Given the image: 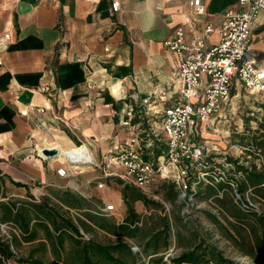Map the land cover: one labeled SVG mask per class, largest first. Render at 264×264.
<instances>
[{
  "label": "crops",
  "instance_id": "0c3cea01",
  "mask_svg": "<svg viewBox=\"0 0 264 264\" xmlns=\"http://www.w3.org/2000/svg\"><path fill=\"white\" fill-rule=\"evenodd\" d=\"M112 1L0 0V41L9 35L0 45V214L2 201L46 200L87 228L95 226L89 211L119 224L128 209L126 182L140 188L106 160L138 137L145 122L137 105L177 67L164 41L179 26L191 37L209 22L218 27L228 8H243L240 0H203L207 11L197 15L190 0H120L113 12ZM218 41L216 29L209 43ZM251 43L264 66V10ZM79 145L87 158L67 164L62 150ZM46 147L59 153L44 155ZM60 167L66 176L57 173ZM107 204L115 208L106 211ZM19 231L0 221V235ZM42 240L41 230L16 252L28 255Z\"/></svg>",
  "mask_w": 264,
  "mask_h": 264
},
{
  "label": "built area",
  "instance_id": "2783aa9c",
  "mask_svg": "<svg viewBox=\"0 0 264 264\" xmlns=\"http://www.w3.org/2000/svg\"><path fill=\"white\" fill-rule=\"evenodd\" d=\"M190 4L194 14L207 11L203 0H190ZM240 4L241 10H225L218 27L209 22L201 32L188 37L185 27L179 26L164 41L176 53L177 67L163 85L142 98L144 106L137 113L145 124L138 137L112 151L106 160L107 166L124 168L127 178L140 189L148 188L157 178L167 179L177 187L182 200L192 199L199 185L209 182L217 170L212 160L219 153L218 143L206 133L221 136L219 124L228 121L233 97L238 95L234 90L240 86L251 93H264V66L251 47L253 26L264 10V0H240ZM120 8V0H113V12ZM185 20L192 25L191 15ZM216 29L219 41L211 45ZM8 38L6 35L0 45ZM158 101L163 107L156 110L151 105ZM135 111L131 107L130 114ZM62 153L70 164L87 158L88 150L77 155ZM57 173L66 176L68 169L60 167ZM114 208V204L105 206L106 211Z\"/></svg>",
  "mask_w": 264,
  "mask_h": 264
},
{
  "label": "rangeland",
  "instance_id": "374dc122",
  "mask_svg": "<svg viewBox=\"0 0 264 264\" xmlns=\"http://www.w3.org/2000/svg\"><path fill=\"white\" fill-rule=\"evenodd\" d=\"M233 93L238 95L233 97L228 121L219 124L221 136L206 133L212 142L218 143L219 152L212 160L217 170L209 176L210 181L199 185L192 199L182 200L171 180L157 178L153 185L143 189L130 186L128 181L124 186L123 180L124 200L128 203V209L122 214L124 218L119 224H126L132 230L122 232L116 226V219L108 218L101 220L105 222V229L97 224L91 225L97 239L105 242L125 238L136 243L144 255L149 254L146 257L148 260L162 257L172 262V258L181 257L184 253L194 254L201 243L235 263L262 264L257 250V236L262 235V227L258 225L254 229L256 221L251 214L264 217V199L252 188L245 191L239 189L242 172L238 171L237 165L247 163L246 166L252 169L264 168V153L252 144L256 137L264 134V93H251L240 86ZM156 104L159 105V101ZM143 106L138 104L136 109ZM130 206L134 208V214L129 212ZM236 207L243 210L241 219L231 214ZM135 215L136 221L140 220L138 225L135 219L132 220ZM211 215L216 216L227 228L215 222ZM94 216L88 212L89 220ZM91 221L94 223L93 219ZM166 223L171 228L167 245L163 239L153 240L157 237L156 232L164 229ZM229 232L231 235H228ZM199 253L206 254L207 249L203 251L202 248ZM49 257V263L54 264L53 257ZM206 257L211 264H217L211 260V256ZM175 264L200 263L183 261Z\"/></svg>",
  "mask_w": 264,
  "mask_h": 264
},
{
  "label": "trees",
  "instance_id": "16d2710c",
  "mask_svg": "<svg viewBox=\"0 0 264 264\" xmlns=\"http://www.w3.org/2000/svg\"><path fill=\"white\" fill-rule=\"evenodd\" d=\"M252 144L260 148L264 153V134L256 137ZM246 165H237L238 171L242 172V177L239 180V189L245 191L252 188L258 196L264 199V168L256 170ZM140 195L144 198L142 193ZM1 210L0 221L17 226L20 231L19 234L13 233L12 237L9 238L0 235V264H50V255L55 261L54 264H175L183 261L211 264L206 259L207 255L211 256V260L217 264H238L226 258L223 254L216 253L214 248L208 245L204 247L201 243L197 245L194 254L184 253L181 257L172 258V262L161 259L162 257L150 260L151 257L148 260L146 257L149 254L144 255L136 243L122 237L105 242L101 241L92 233L94 229L89 224L87 228L86 222L80 219L79 223L84 230L92 233L91 236L87 237L81 231L80 225L74 221L69 210L51 204L46 200H42L41 202L27 200L2 201ZM242 211L236 207L232 211L234 213L231 214L241 219L244 215ZM129 212L135 213L132 206H130ZM94 215L92 217L94 223L105 229V222H101V220L104 221L108 217L99 214ZM251 215L255 217L256 221L253 224L255 226L254 229L258 228V225L262 227V235L257 236V250L262 264H264V217L255 214ZM211 216L215 222L225 229L227 228L216 216ZM135 218L136 215L132 220ZM138 221L140 220L136 221L135 219L136 225H138ZM165 225L164 229L156 232L157 237H154L153 240L158 241L159 239H163L167 245L169 243L168 237L171 228L167 223ZM111 226L114 227V225ZM116 226L122 232H127L126 229L129 232L132 230L126 224L121 223ZM41 230L44 233V240L40 241L37 247L33 248L28 255H20L16 252L19 246L22 245L23 240H35ZM133 234L137 237V234L134 232ZM228 235H231V232ZM202 248L203 251L207 249L206 254L199 253ZM251 251L253 250L251 249Z\"/></svg>",
  "mask_w": 264,
  "mask_h": 264
},
{
  "label": "water",
  "instance_id": "95a60500",
  "mask_svg": "<svg viewBox=\"0 0 264 264\" xmlns=\"http://www.w3.org/2000/svg\"><path fill=\"white\" fill-rule=\"evenodd\" d=\"M59 153V150L56 148H50V147H46L43 149V154L44 155H48V156H56Z\"/></svg>",
  "mask_w": 264,
  "mask_h": 264
},
{
  "label": "bare ground",
  "instance_id": "6f19581e",
  "mask_svg": "<svg viewBox=\"0 0 264 264\" xmlns=\"http://www.w3.org/2000/svg\"><path fill=\"white\" fill-rule=\"evenodd\" d=\"M65 149V148H64ZM60 150H61V148H60ZM83 150H85V148H83V147H74V148H72L71 150H63L64 151V153H66V154H74V155H77V154H79L80 152H83Z\"/></svg>",
  "mask_w": 264,
  "mask_h": 264
}]
</instances>
